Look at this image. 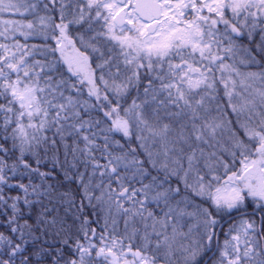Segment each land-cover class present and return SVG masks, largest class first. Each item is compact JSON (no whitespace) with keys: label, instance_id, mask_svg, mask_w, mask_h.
Returning <instances> with one entry per match:
<instances>
[{"label":"snow or ice","instance_id":"6c2138e0","mask_svg":"<svg viewBox=\"0 0 264 264\" xmlns=\"http://www.w3.org/2000/svg\"><path fill=\"white\" fill-rule=\"evenodd\" d=\"M0 264H264V0H0Z\"/></svg>","mask_w":264,"mask_h":264}]
</instances>
